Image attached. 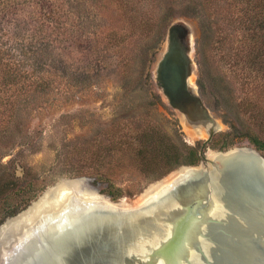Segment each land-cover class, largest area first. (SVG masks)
I'll use <instances>...</instances> for the list:
<instances>
[{
	"label": "rangeland",
	"instance_id": "rangeland-1",
	"mask_svg": "<svg viewBox=\"0 0 264 264\" xmlns=\"http://www.w3.org/2000/svg\"><path fill=\"white\" fill-rule=\"evenodd\" d=\"M185 1L176 0L178 11ZM201 1L200 18L179 12L170 24L186 21L192 32L191 83L219 125L207 146L220 150L234 138L232 148H255L245 131L262 129L255 124L259 95L228 56L239 43L241 7L238 0ZM160 15L159 0H0V57L13 75L6 82L0 68V95L14 102L0 115V196L33 178L42 189L34 201L62 178L90 174L96 176L84 180L101 192L102 174L138 204L152 183L136 150L150 124L200 152L208 134L187 125L156 84L170 24L144 76ZM203 19L212 24L210 45L202 43Z\"/></svg>",
	"mask_w": 264,
	"mask_h": 264
},
{
	"label": "water",
	"instance_id": "water-1",
	"mask_svg": "<svg viewBox=\"0 0 264 264\" xmlns=\"http://www.w3.org/2000/svg\"><path fill=\"white\" fill-rule=\"evenodd\" d=\"M191 35L186 21L169 25L155 79L188 124L208 134L200 150L202 161L167 174L179 176L161 189L162 194L138 204L126 197L113 201L91 184L94 195L86 189H71L49 211L21 227L2 251L0 264H195L197 257L212 264L206 244L212 241L216 247L217 235L230 236L227 228L247 227L255 216L264 218V156L252 147H207L219 125L191 83L195 68ZM81 178L91 179L62 178L48 186L27 208L1 223L0 229L48 197L49 187ZM165 179L149 184L139 197ZM63 218L69 223L57 228ZM255 238L263 242L264 252V236Z\"/></svg>",
	"mask_w": 264,
	"mask_h": 264
},
{
	"label": "trees",
	"instance_id": "trees-1",
	"mask_svg": "<svg viewBox=\"0 0 264 264\" xmlns=\"http://www.w3.org/2000/svg\"><path fill=\"white\" fill-rule=\"evenodd\" d=\"M129 1L126 0V3L128 4ZM238 2L241 7L236 26V32L238 31L239 33L237 38L239 43L237 45L234 43L233 46L229 47L230 53H228V56L240 67L242 78L245 81L248 80V83L259 95L257 110L259 115H256L255 124L260 125L262 129L256 132L249 128L245 131V136L254 145L255 149L264 151V0H238ZM176 3V0H159L161 15L157 25L160 28V38L157 41V45L148 49V55H146L143 67L144 76L148 75L147 65L159 48V43L165 35V29L172 18L178 15L179 12L199 18L202 16L201 12L204 3L201 0H186L182 4V11H178ZM140 21L146 22L144 18ZM202 32V43L205 45L212 44V24L207 23L204 19L202 20ZM0 64H2L0 68H3L7 82V79L13 75L9 71L6 72L8 66L3 63L1 57ZM12 105H14V102L9 103L7 99L4 101V98L0 95V115L4 114ZM142 132L136 150L140 158L141 170L152 173L148 178L150 183L160 180L183 165H196L202 159L197 147L187 144L183 139L176 141L158 124H150ZM226 135L228 136V134ZM134 142L136 141L133 140L131 143L133 144ZM234 142L235 139L231 138L227 144L223 147H218V149L228 150L233 147ZM211 147L212 149H217L215 145L211 144ZM159 168L164 169L160 171L158 170ZM95 176L93 174L89 175V177ZM96 179L107 182V187L101 189V192L110 196L113 201H119L126 195L120 186H117L105 175L98 174ZM40 189L36 186L33 178H30V180L16 184L9 192L0 196V209L3 208L6 211V214L0 219V224L8 217L14 216L27 208ZM17 199L19 204L13 205V200Z\"/></svg>",
	"mask_w": 264,
	"mask_h": 264
},
{
	"label": "bare ground",
	"instance_id": "bare-ground-1",
	"mask_svg": "<svg viewBox=\"0 0 264 264\" xmlns=\"http://www.w3.org/2000/svg\"><path fill=\"white\" fill-rule=\"evenodd\" d=\"M185 123L189 125L186 119ZM234 152L235 151L232 153ZM216 155L218 156L220 154L214 153L213 156ZM177 176H179L178 173H173L162 182L150 186L147 192L141 196L142 198L139 203L147 199L150 195L162 194L164 190L161 189H163L165 185L167 186L175 181ZM87 182L88 181H85L84 178L69 181L64 179L58 185L49 187L47 193H50V195L48 197L44 196L38 202H35L28 210L22 212L18 217L10 219L6 225L0 229V249H6L10 242L6 240L15 238L22 226L26 225V223L33 220L36 216L49 211L51 207L56 205L62 196L68 195L71 189H86L88 194H96V191L89 190L91 187ZM66 223H69V219L63 218L56 227H63ZM226 231H230L231 234L225 239L221 235L215 237V243L218 244L216 247L212 241L204 246L212 264H264V252L262 250L263 242L255 240L257 239L255 235L264 236V218L255 216L247 227L245 225H240L239 227L236 225L227 228ZM195 264L206 263L201 260V258L197 257L195 259Z\"/></svg>",
	"mask_w": 264,
	"mask_h": 264
}]
</instances>
